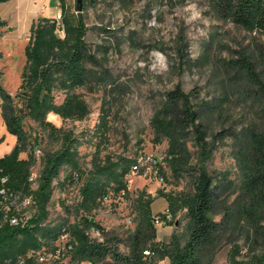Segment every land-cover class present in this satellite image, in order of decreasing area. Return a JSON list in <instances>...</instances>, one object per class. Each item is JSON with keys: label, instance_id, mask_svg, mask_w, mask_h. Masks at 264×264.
I'll use <instances>...</instances> for the list:
<instances>
[{"label": "rangeland", "instance_id": "1", "mask_svg": "<svg viewBox=\"0 0 264 264\" xmlns=\"http://www.w3.org/2000/svg\"><path fill=\"white\" fill-rule=\"evenodd\" d=\"M46 1L0 2V85L11 95L13 109L21 119L23 152L27 157L33 155L32 186L37 188L41 182L46 154L64 146L72 152V161L61 166L52 182L47 217L37 231L42 244L36 251L37 264L78 263V258L70 260L71 252L59 259L52 251L53 235L81 221L85 212L79 208L80 190L87 180L106 181L111 172L131 166L140 154L158 161L163 179L131 167L124 177L127 188L111 184L90 212L89 217L107 232L88 228L91 238L128 253L127 238L146 211L161 214L180 205L182 197L194 194L204 166L216 195L211 216L221 224L211 264H229L231 252L237 253L238 259H248L251 247L260 251L240 210L239 156L251 132L262 127L264 102L245 62H250L264 81V33L219 18L205 0H81V9L77 0H49V6ZM54 5L56 10L47 12ZM58 11L62 12L59 20ZM65 15L83 19L85 40L96 57V62L87 63V82L74 90L88 104L89 113L83 118H64L50 111L43 121L30 114V90L20 88L25 47L32 26L42 17L55 18L56 32L64 37ZM177 85L198 94L192 102L207 143L203 149L193 127H187L183 134L187 150L181 163L174 166L169 139L163 135L157 138L152 120L167 92ZM66 94L64 89L54 88V102L61 103ZM98 167L107 171L100 174ZM188 225L187 208L178 207L171 219L157 224L155 241L169 242L175 233L183 244L188 239ZM70 239L71 235L63 234L56 243L65 250ZM21 242L27 240L21 238ZM33 252L30 249L28 255ZM88 263L120 264L111 253L80 262ZM157 264H170V259H159Z\"/></svg>", "mask_w": 264, "mask_h": 264}, {"label": "trees", "instance_id": "2", "mask_svg": "<svg viewBox=\"0 0 264 264\" xmlns=\"http://www.w3.org/2000/svg\"><path fill=\"white\" fill-rule=\"evenodd\" d=\"M6 0H0L3 2ZM216 16L229 20L248 31L264 33V0H205ZM64 37L57 34V20L50 17L40 18L31 30L30 39L25 47L26 64L20 88H28L27 105L30 114L45 121L50 111L64 118H83L89 113V107L80 94L74 90L85 85L89 77L87 63L96 62L95 55L88 48L85 40L87 26L81 17L73 19L63 17ZM247 73L258 85V93L264 102V81L255 71L250 62H245ZM61 88L67 94L59 104L54 102L53 89ZM0 95L3 98L2 113L8 130L17 136L13 150L0 157V188L6 186L11 191L22 196H30L32 207L36 211L25 226L13 225L4 212L5 201L0 195V264H37L36 254L42 244L39 242L37 231L47 217V204L52 193V182L58 175L61 166L72 161V152L68 146L45 156L41 182L37 188L32 186L31 167L33 155L21 158L24 151L25 133L20 117L15 113L11 95L0 85ZM163 106L155 113L152 125L157 138L166 136L169 139V154L172 165L181 163L187 150L183 139L185 129L192 126L198 144L205 149L206 137L203 125L197 122L199 112L194 108L192 98L198 97L194 91L185 92L180 85L166 94ZM262 127L251 132L247 146L239 156L242 170V192L240 195V210L245 222L252 231L253 243L260 247L250 248L248 259H238L237 253L231 252L229 264H264V105L261 110ZM136 159L134 160V162ZM120 171H113L109 179H89L81 187V202L79 208L85 212L81 221L73 227L59 231L53 235L52 251L62 250L56 242L63 234L71 235L66 245L72 248L65 252L72 253L71 259H77L80 264L84 260L102 258L111 253L120 264H157L159 259L168 257L170 264H211L219 244L221 230L220 222L211 214L214 212L216 195L212 178L208 170L202 166L198 173L195 192L182 197L178 206L187 208L189 217L188 239L182 244L177 234L173 233L169 242L155 241V215L150 209L144 219L127 238L128 253H121L116 247L108 245L105 240L93 239L87 229L107 232L89 215L97 206L104 193L115 185L117 189L127 188L124 180L133 164ZM106 167H98V173L104 174ZM6 177L5 183L1 178ZM77 178L79 175L77 174ZM171 211V210H170ZM171 213L173 214V212ZM11 212V211H10ZM12 213V212H11ZM51 229L47 230L50 234ZM21 238L27 242H21ZM34 252L28 255L29 250Z\"/></svg>", "mask_w": 264, "mask_h": 264}, {"label": "built area", "instance_id": "3", "mask_svg": "<svg viewBox=\"0 0 264 264\" xmlns=\"http://www.w3.org/2000/svg\"><path fill=\"white\" fill-rule=\"evenodd\" d=\"M61 16H62V12L58 11L56 15V19L59 20ZM36 150L37 153L40 154V150L38 148ZM157 164L158 161L155 158L149 155L140 154L138 155V158L133 164V169L139 172L144 171L146 173H151L154 177L158 178L159 180H162L163 175L159 171ZM30 180L31 181L34 180V175L31 174ZM6 181H7L6 177L1 178L2 183H5ZM0 195L2 196V200L5 201L3 208L6 216L8 217L9 222L13 225L25 226L28 223V221L32 218L33 213L35 212L34 208L32 207L33 205L32 198L30 196H22L18 193H15L6 186H2L0 188ZM171 217H172V213L170 209L167 208L165 211H162L161 214L155 215V222L157 224L163 223V221L171 219ZM70 248H72V245L71 244L66 245L65 243V251H67ZM62 251L63 250L56 251L57 252L56 255L59 257L60 260L66 258L65 252ZM40 259L44 260L45 257L41 255ZM18 263L23 264L24 259L20 257ZM88 264H92V263H88Z\"/></svg>", "mask_w": 264, "mask_h": 264}, {"label": "crops", "instance_id": "4", "mask_svg": "<svg viewBox=\"0 0 264 264\" xmlns=\"http://www.w3.org/2000/svg\"><path fill=\"white\" fill-rule=\"evenodd\" d=\"M46 2L47 4L46 3L45 4L47 6L51 5L49 0H47ZM46 10L49 13H53L56 10L55 5H54V9H50V10L46 9ZM16 143H17V136L8 130L7 124L5 122L2 113V108L0 106V157L10 153L15 147ZM20 157L27 158V155L24 152H21Z\"/></svg>", "mask_w": 264, "mask_h": 264}, {"label": "water", "instance_id": "5", "mask_svg": "<svg viewBox=\"0 0 264 264\" xmlns=\"http://www.w3.org/2000/svg\"><path fill=\"white\" fill-rule=\"evenodd\" d=\"M78 2V9H81V0H77Z\"/></svg>", "mask_w": 264, "mask_h": 264}]
</instances>
